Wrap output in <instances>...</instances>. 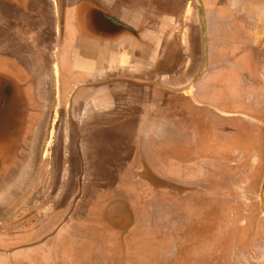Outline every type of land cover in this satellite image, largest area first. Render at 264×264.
Instances as JSON below:
<instances>
[{
    "label": "crops",
    "instance_id": "crops-1",
    "mask_svg": "<svg viewBox=\"0 0 264 264\" xmlns=\"http://www.w3.org/2000/svg\"><path fill=\"white\" fill-rule=\"evenodd\" d=\"M201 3L204 72L196 0H0V74L30 99L8 109L16 114L0 122L2 144L7 123L31 130L15 166L0 150V178L12 180L0 183V196L9 195L0 203V264H116L127 250L121 214L143 208L142 193L186 207L193 193L208 202L201 187L185 196L124 183L145 170L196 187L198 165L219 151L215 116L231 128L236 81L261 74L252 46L264 48V0L242 11L252 24L244 34L232 0ZM232 143L219 144L222 156Z\"/></svg>",
    "mask_w": 264,
    "mask_h": 264
},
{
    "label": "rangeland",
    "instance_id": "rangeland-1",
    "mask_svg": "<svg viewBox=\"0 0 264 264\" xmlns=\"http://www.w3.org/2000/svg\"><path fill=\"white\" fill-rule=\"evenodd\" d=\"M235 2L236 15L238 10L242 12L247 8L245 0ZM256 50L253 45L252 51ZM263 74L262 71L260 76H249L242 72L236 81L235 106L230 116V123H235L234 132L215 116L217 141L219 144L233 143L229 157L221 155L218 144L219 151L213 156L214 160L198 165L197 172L202 181L194 182L197 185L194 189L199 192L201 187L208 202L193 193L187 197L184 210L185 205L173 200L169 202L163 192L142 193L144 198L140 207L143 208L130 209L131 223L138 222L139 227L135 241L127 243L134 248L126 246L131 226L122 228L124 250L127 249L123 264L132 258L134 264H264ZM238 88L241 90L237 93ZM239 120L241 123L237 124ZM207 176H211L206 186L208 191L204 189ZM10 179L1 177L0 183L11 184ZM142 179L140 176L127 177L124 183L144 186L146 183ZM8 196H0V203ZM196 201L197 207L202 205L200 209L194 207ZM112 262L120 264V257Z\"/></svg>",
    "mask_w": 264,
    "mask_h": 264
},
{
    "label": "flooded vegetation",
    "instance_id": "flooded-vegetation-1",
    "mask_svg": "<svg viewBox=\"0 0 264 264\" xmlns=\"http://www.w3.org/2000/svg\"><path fill=\"white\" fill-rule=\"evenodd\" d=\"M245 1L247 2V0H245ZM233 3L236 5L235 0H232V4ZM246 5L248 7V2L246 3ZM240 12L241 11L238 10V13H239L238 15H236L234 13L233 18H234V20L236 22L239 23V25H241L240 27L243 29V34H244V32L245 31H248V29L250 28V26L252 24L250 23V21H249L250 18L247 17L246 13H244V12L240 13ZM238 30L239 29L236 28V32ZM263 32H264V26H263ZM253 36L255 38V33L252 35V38H253ZM261 43L259 44L260 46L256 50L257 51V54L256 55H257L258 59L261 62H264V48H262V44L263 43L262 44ZM262 71L264 72V66L261 68V72ZM263 76H264V74H263ZM0 77H1V79H0V86H1V89H0V122H2V121L11 122V120L13 121L15 119V116L13 114H16L19 109L22 110L23 108L26 107V105H29L30 104L29 103V100L30 99L29 98H23V97L16 96V91L14 89H12V88H11V92H10L8 90V86L6 84L7 82L4 81V79H3V77H2L1 74H0ZM11 107L12 108H15L16 113H10L9 112L8 109L11 108ZM6 113H7V116L5 115ZM3 114L6 116L5 118H4ZM23 118L24 119H31L30 118V114L28 116L23 117ZM236 123L237 124L241 123V120L236 121ZM7 126H8V128L5 130L7 133H6V135H4V139H6L7 141H9V144H6V145L2 144V142H3L2 140L3 139L0 138V141H1L0 150H3V153H8L9 155L12 154V156H11L12 157V161H8L7 164L8 165H11V166L12 165L15 166V164H17V161L16 160H13V158H14L15 155H17V153H14V151H16V152L18 151L19 152V151L23 150V148H24V142H23L22 139L26 135H27V138H28L31 130L30 129H26V130L25 129L16 130L14 128H10L9 127L10 125L8 123H7ZM231 126H232L231 127L232 132H234L235 123H231ZM241 129L243 130V128H241ZM58 135H60V134L58 133ZM8 149H9V151H8ZM0 153H2V152H0ZM0 164H1V162H0ZM142 174H145V176H142L141 177V178H143L142 180L144 182L150 184L151 186L156 187V188H163V189L165 188L166 190H170V191L180 190L181 191V194L180 195H185V196L196 191L193 187H180V188H178L176 185H174L172 183L164 182L161 179H158L156 177H150V175L147 176L145 170H144V172ZM51 179L53 181V184L54 183L56 184L57 183V180L59 178H57V177L55 178L54 177V178H51ZM68 179L71 182L72 179L71 178H67V180ZM73 179L76 181L77 178L73 177ZM197 205L198 204H196L195 206L197 207ZM201 206H198L197 208L200 209ZM186 208L187 207L185 206V209L184 210H186ZM121 216H122V220H121L120 224L122 225V228H123V226H126V225H127L126 227H128V226H131L132 227L134 225L133 222L131 223V216H130V212H128V210H123V213L121 214ZM195 217L197 218L198 216H195ZM211 218H213V217H211ZM117 220H118V218H117ZM185 220H186V218H185ZM211 221L212 220H210V222ZM211 225H213V223ZM131 227H129V229ZM125 252H127V251H123L122 255L119 256L120 257V262H121V263L119 262L120 264H123V257L126 258V256H127V254H124ZM137 258H139V257H137ZM133 262H134L133 258L131 260H129V261L128 260L126 261L127 264H129V263L130 264H134Z\"/></svg>",
    "mask_w": 264,
    "mask_h": 264
},
{
    "label": "water",
    "instance_id": "water-1",
    "mask_svg": "<svg viewBox=\"0 0 264 264\" xmlns=\"http://www.w3.org/2000/svg\"><path fill=\"white\" fill-rule=\"evenodd\" d=\"M196 3L200 9L201 15L203 16V37H204V69L202 72H204L206 67V57H207V36H206V29H205V20H204V13H203V6L201 3V0H196ZM193 100H195L194 96L192 97ZM205 105V104H204ZM220 114L225 115L224 113L220 112Z\"/></svg>",
    "mask_w": 264,
    "mask_h": 264
}]
</instances>
